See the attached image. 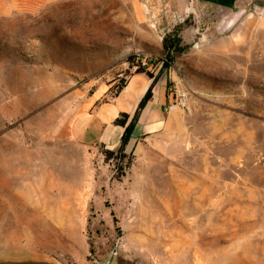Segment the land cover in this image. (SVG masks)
<instances>
[{
	"label": "rangeland",
	"instance_id": "374dc122",
	"mask_svg": "<svg viewBox=\"0 0 264 264\" xmlns=\"http://www.w3.org/2000/svg\"><path fill=\"white\" fill-rule=\"evenodd\" d=\"M205 1L0 0V256L264 264V0ZM177 25L184 50L168 62ZM136 61L189 109L146 143L140 176L118 148L94 171L61 131Z\"/></svg>",
	"mask_w": 264,
	"mask_h": 264
},
{
	"label": "crops",
	"instance_id": "0c3cea01",
	"mask_svg": "<svg viewBox=\"0 0 264 264\" xmlns=\"http://www.w3.org/2000/svg\"><path fill=\"white\" fill-rule=\"evenodd\" d=\"M163 1L168 2L170 10L183 11L186 5V0ZM205 3L225 9L230 7L229 0H207ZM138 8L140 18L149 15L142 6L138 5ZM149 90L151 98L139 112L132 136L125 147L126 152L136 155L133 172L140 176L142 171L139 164L146 161L141 155L146 143L164 133L180 115V111L170 105L166 76L157 78L153 72H132L124 85L115 92L112 84L99 85L84 98L68 119L61 131L62 139L92 153V158L97 157L94 171H105L107 166L99 154V149L112 151L120 146L125 127L117 125L115 120L121 114H127L129 123Z\"/></svg>",
	"mask_w": 264,
	"mask_h": 264
},
{
	"label": "trees",
	"instance_id": "16d2710c",
	"mask_svg": "<svg viewBox=\"0 0 264 264\" xmlns=\"http://www.w3.org/2000/svg\"><path fill=\"white\" fill-rule=\"evenodd\" d=\"M180 31H181V25H177L173 31L167 33L163 39V50L164 54L168 60V62L172 61V58L174 57V53L182 52L184 50V47H182V39L180 37ZM168 63H164V66L166 67ZM137 72H144L143 70H138ZM151 98V91L149 90L146 95L142 98V100L139 103L138 109L133 116L132 120L127 123L129 116L127 114H121L119 118L115 120V123L117 125L125 127V131L123 133V136L121 138L120 146L118 147L119 151H124L126 145L128 144L132 133L134 126L136 124L139 112L141 109L148 103V101Z\"/></svg>",
	"mask_w": 264,
	"mask_h": 264
},
{
	"label": "water",
	"instance_id": "95a60500",
	"mask_svg": "<svg viewBox=\"0 0 264 264\" xmlns=\"http://www.w3.org/2000/svg\"><path fill=\"white\" fill-rule=\"evenodd\" d=\"M116 247L104 261H95L93 264H115ZM0 264H62L60 261L40 256H0Z\"/></svg>",
	"mask_w": 264,
	"mask_h": 264
},
{
	"label": "built area",
	"instance_id": "2783aa9c",
	"mask_svg": "<svg viewBox=\"0 0 264 264\" xmlns=\"http://www.w3.org/2000/svg\"><path fill=\"white\" fill-rule=\"evenodd\" d=\"M146 63L145 61L144 62H141L139 63L138 61H136V63L134 65H132V69L137 72L139 67H143L145 66ZM169 95H170V100H171V103L170 105L171 106H174V107H178L180 109H183V110H188L189 109V94L185 91H178L177 89H173V87H169Z\"/></svg>",
	"mask_w": 264,
	"mask_h": 264
}]
</instances>
